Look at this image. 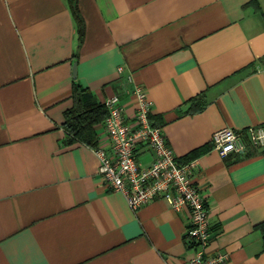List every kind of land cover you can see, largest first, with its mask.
<instances>
[{
  "label": "crops",
  "instance_id": "crops-1",
  "mask_svg": "<svg viewBox=\"0 0 264 264\" xmlns=\"http://www.w3.org/2000/svg\"><path fill=\"white\" fill-rule=\"evenodd\" d=\"M252 1L78 0L79 44L71 0H0V264H186L195 253L187 207L157 198L133 210L95 149L67 142L76 82L101 102L118 94L129 118L142 86L178 159L197 161L208 252L264 264V149L222 157L212 141L264 124V0Z\"/></svg>",
  "mask_w": 264,
  "mask_h": 264
},
{
  "label": "built area",
  "instance_id": "built-area-1",
  "mask_svg": "<svg viewBox=\"0 0 264 264\" xmlns=\"http://www.w3.org/2000/svg\"><path fill=\"white\" fill-rule=\"evenodd\" d=\"M133 93L137 111L131 118L126 116L118 94L104 101L109 111L104 122L107 143L94 148L103 180L111 190L124 194L133 210L157 198H163L176 209L187 207L191 216L186 241L195 253L186 264H224L229 259L227 252H208L210 210L194 181L196 159L179 161L163 127L151 120L153 101L148 92L136 85ZM212 141L222 157L246 154L250 147L264 149V124L244 130L223 127L213 133ZM144 150L153 153L149 165L139 159Z\"/></svg>",
  "mask_w": 264,
  "mask_h": 264
},
{
  "label": "trees",
  "instance_id": "trees-1",
  "mask_svg": "<svg viewBox=\"0 0 264 264\" xmlns=\"http://www.w3.org/2000/svg\"><path fill=\"white\" fill-rule=\"evenodd\" d=\"M260 10V5L257 0L251 2ZM72 12L77 24L78 40L79 44L84 41L85 38V21L78 6V0H71ZM73 105L66 112V121L64 128L67 132V142L75 143L81 142L96 148L99 146V136L97 131L98 124H104L109 111L105 105V102H101L94 96L89 88L83 86L81 83L76 82L72 92ZM205 103H197L196 106H203ZM153 124L163 126L159 119H156L155 115H150ZM195 159L193 156H189L187 159H179L184 163ZM260 229L264 238V222L260 224Z\"/></svg>",
  "mask_w": 264,
  "mask_h": 264
},
{
  "label": "water",
  "instance_id": "water-1",
  "mask_svg": "<svg viewBox=\"0 0 264 264\" xmlns=\"http://www.w3.org/2000/svg\"><path fill=\"white\" fill-rule=\"evenodd\" d=\"M73 72H74V76L76 77L77 76V62L74 63Z\"/></svg>",
  "mask_w": 264,
  "mask_h": 264
}]
</instances>
